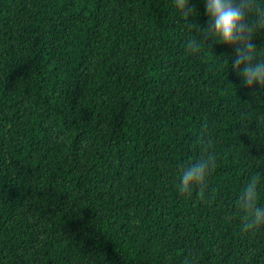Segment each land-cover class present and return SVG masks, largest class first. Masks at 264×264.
I'll list each match as a JSON object with an SVG mask.
<instances>
[{"label":"trees","instance_id":"1","mask_svg":"<svg viewBox=\"0 0 264 264\" xmlns=\"http://www.w3.org/2000/svg\"><path fill=\"white\" fill-rule=\"evenodd\" d=\"M189 38L172 0H0V264H264L234 208L257 174L264 207V88ZM202 124L217 167L181 196Z\"/></svg>","mask_w":264,"mask_h":264},{"label":"clouds","instance_id":"2","mask_svg":"<svg viewBox=\"0 0 264 264\" xmlns=\"http://www.w3.org/2000/svg\"><path fill=\"white\" fill-rule=\"evenodd\" d=\"M173 8L183 18L187 27L195 26L199 30V39L189 38L186 49L195 53L206 40L212 44L232 48L235 55L231 57V70L241 79V85L249 89L254 97L258 87L264 88V49L257 50L253 36L258 30H264V6L261 0H205L207 16L206 26L191 24L190 18L196 15L188 0H172ZM201 147L199 159L190 162L179 175L177 192L181 196L191 197L194 191L200 198L205 196L208 179L217 167V156L212 150L213 141L207 135V125H201L198 137ZM260 175H252L238 193L234 208L241 216L243 232H252L264 228V207L259 206L258 186ZM229 215L227 219H231Z\"/></svg>","mask_w":264,"mask_h":264}]
</instances>
